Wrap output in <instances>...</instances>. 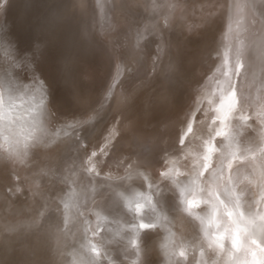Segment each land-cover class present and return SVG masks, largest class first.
Instances as JSON below:
<instances>
[{"label": "rangeland", "instance_id": "rangeland-1", "mask_svg": "<svg viewBox=\"0 0 264 264\" xmlns=\"http://www.w3.org/2000/svg\"><path fill=\"white\" fill-rule=\"evenodd\" d=\"M132 1L136 9H143L136 39L146 47L139 59L125 62L105 102L88 109L78 125L92 129L81 149L84 174L77 179L116 186L126 176L136 178L151 201L169 197L175 210L201 218L200 237L210 264L264 261V252L249 239L259 243L264 236V0ZM258 8L263 14L256 12ZM220 11L218 37L206 55L199 45L202 37L177 48L180 37L168 34L171 28L183 38L202 34L209 17ZM167 34L175 45L168 49ZM28 45L16 59L19 80L36 76L47 81L55 98L66 106L65 64L69 69L79 56L60 49L48 36H37ZM212 48L220 49L214 64L206 61ZM26 112L41 116L36 105L27 106ZM5 150L0 141V194L6 195L19 182V165L5 169L1 161ZM71 160L54 172L68 171L77 159ZM247 164L256 172L250 201L232 187L237 169ZM32 165H23L26 177ZM189 201L193 206H188ZM100 218L105 226L125 227L130 222L128 210L114 203L102 208ZM236 238L239 251L232 243ZM104 251L109 257L117 253L112 242L104 244ZM152 257L148 253L146 262L134 261L158 264Z\"/></svg>", "mask_w": 264, "mask_h": 264}, {"label": "bare ground", "instance_id": "bare-ground-1", "mask_svg": "<svg viewBox=\"0 0 264 264\" xmlns=\"http://www.w3.org/2000/svg\"><path fill=\"white\" fill-rule=\"evenodd\" d=\"M23 2L43 17L46 28L42 30L39 23L36 36H48L60 49L79 56L63 78L69 94L66 106L55 98V90L47 81L36 76L19 80L16 59L24 46L16 40L11 25L15 6ZM132 3L85 0L81 10L80 0H0V141L6 148L1 161L8 170L19 165L15 193L0 194V264H135L134 259L146 262L148 253L158 264H210L200 237L202 220L198 215L175 210L169 197L151 201L136 178L126 176L112 186L76 177L84 174L81 149L92 129L90 125H78L88 109L105 102L125 62L139 59L146 47L144 41L136 39L143 9H136ZM32 10L28 11L30 18ZM256 12L263 14L259 8ZM222 16L220 11L209 17L202 34L183 38L174 28L168 34L180 37L177 48L194 44L202 37L199 45L206 55L211 41L218 37ZM168 34L166 49L175 46ZM219 51L210 50L206 61L214 64ZM59 58L64 59L62 52ZM31 105L37 106L41 116L26 112ZM15 112L25 118V127L16 123L12 116ZM70 159L77 160L68 171L54 172ZM26 163L33 164L28 175H34L26 177L22 173ZM50 169L53 172L48 174ZM255 179L253 167H239L233 192L244 193L245 200L250 201ZM109 203L128 210L127 226H105L101 222L100 211ZM141 224L152 227L141 228ZM107 242L116 247V256H107Z\"/></svg>", "mask_w": 264, "mask_h": 264}, {"label": "water", "instance_id": "water-1", "mask_svg": "<svg viewBox=\"0 0 264 264\" xmlns=\"http://www.w3.org/2000/svg\"><path fill=\"white\" fill-rule=\"evenodd\" d=\"M27 2L20 3L16 5L13 11V20H12V32L16 38V40L21 44H28L33 38L37 37V28L40 26L42 30H45L46 26L41 14H35ZM29 10H32V16L29 17ZM12 116L16 117V123L18 125L25 127L27 125L25 118L15 112L12 113Z\"/></svg>", "mask_w": 264, "mask_h": 264}, {"label": "snow or ice", "instance_id": "snow-or-ice-1", "mask_svg": "<svg viewBox=\"0 0 264 264\" xmlns=\"http://www.w3.org/2000/svg\"><path fill=\"white\" fill-rule=\"evenodd\" d=\"M28 2H30V0H28ZM84 2H85V0H80L81 10H84ZM13 64L15 65V62H13ZM16 66H18V65H16ZM67 71H68L67 64H65V72L67 73ZM0 86H2V84H0ZM92 155L95 156L96 153L93 152ZM93 167H94V165H93ZM205 167L206 168L210 167V165H205ZM91 170H92L91 168L88 169V171H91ZM218 198L219 197H217V199ZM188 203H189L190 207L193 206V202L192 201H189ZM221 203H223V202L221 201ZM228 215L230 216L231 213H228ZM262 218H264V217H262ZM140 227L141 228H150V227H152V225L151 224H141ZM249 239H250L252 245H255L257 248L260 249L261 252H264V247H260L261 244H264V236L261 237L259 243L257 242L256 239H253L251 237H249ZM232 243H233V247L236 248L237 251H239L240 249H239V247H237V245L239 244V239L238 238L234 239L232 241ZM165 247H166V245H165ZM220 247L223 248V244H221ZM251 254H252L253 257H255V255H256L255 252H252ZM183 255H184V253L181 252V256H183ZM253 264H264V261H253Z\"/></svg>", "mask_w": 264, "mask_h": 264}]
</instances>
